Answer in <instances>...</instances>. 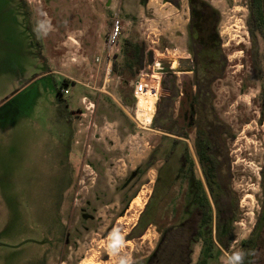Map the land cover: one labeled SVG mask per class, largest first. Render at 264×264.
<instances>
[{"label":"rangeland","instance_id":"rangeland-1","mask_svg":"<svg viewBox=\"0 0 264 264\" xmlns=\"http://www.w3.org/2000/svg\"><path fill=\"white\" fill-rule=\"evenodd\" d=\"M206 1L220 13L228 62L211 90L228 133L222 150L239 211L228 249L214 246L201 264H239L249 241L252 264H264V31L248 25L247 0ZM115 18L123 30L112 65L124 64L125 40L142 43L147 53L131 78L112 69L105 76ZM187 22L186 0L179 9L162 0H0V264L147 263L160 232L183 212L186 184L178 180L170 188L155 223L138 236L162 160L149 170L144 163L161 134L135 125L130 91L139 73L146 85L159 83L157 95L137 100L148 124L161 71L171 70L180 87L190 82L191 73L181 68L191 59ZM63 80L69 95L59 102ZM185 143L201 180L193 131ZM187 216L186 231L195 211ZM201 248L200 241L192 246L190 264L199 261Z\"/></svg>","mask_w":264,"mask_h":264},{"label":"trees","instance_id":"trees-1","mask_svg":"<svg viewBox=\"0 0 264 264\" xmlns=\"http://www.w3.org/2000/svg\"><path fill=\"white\" fill-rule=\"evenodd\" d=\"M162 2L175 9L180 8V0ZM247 2L248 25L264 31V0ZM144 4L145 0H141V5ZM186 4L187 52L192 61V69L189 70L192 78L180 87L171 70L161 71V93L152 119V128L161 134V140L145 161L144 170L152 168L158 160H162V166L157 170L152 193L135 227L138 236L155 223L154 211L178 180H184L186 184L183 212L175 223L160 232L159 243L146 264H190L192 246L199 241L202 248L196 264H201V256L210 253L214 246L227 250L239 211L229 184L227 154L222 150L224 136L228 133L215 112L211 90L213 83L223 77L228 63L218 31L220 13L206 0H186ZM250 34L254 39V33L251 31ZM252 48H256L255 40H252ZM122 54L124 64L114 63L112 72L121 75L127 71L131 78L142 70L147 54L145 47L142 43L125 40ZM148 57L151 62L152 55ZM132 70L134 72H130ZM66 83L63 80L61 87H66ZM61 87L56 90L59 102L62 101ZM191 131L194 132V151L201 180L195 178L194 164L185 143ZM261 174L264 192V167ZM188 211H195L196 219L193 228L186 231ZM249 243L246 244L248 254L239 264L246 261L252 264L255 247L249 248Z\"/></svg>","mask_w":264,"mask_h":264},{"label":"built area","instance_id":"built-area-1","mask_svg":"<svg viewBox=\"0 0 264 264\" xmlns=\"http://www.w3.org/2000/svg\"><path fill=\"white\" fill-rule=\"evenodd\" d=\"M122 30H123V28H122L120 21L115 18L112 21L110 31L107 35V52H106L105 56L103 57V66H104L106 78L109 77V75L111 73L112 58L114 57L113 48L116 47V45L120 39ZM96 61H98V59H96ZM140 74L141 73H139V77L134 82L132 92H131V98L135 101V106L131 110V118L133 119V121L135 122V125L138 128L145 129V128H149L152 125V119H153V116L155 113L154 107H155L156 102L154 103L153 109H152L151 113L149 114L150 115V122L148 124H146L141 120V117L143 115V111L138 110L137 100L143 94L149 93V94H156L157 95V88H158L159 83L156 81V83L151 84L150 86L146 85V83H144L142 81ZM60 94L62 97H66L69 95V89L67 88V86L60 88ZM81 102L84 104L85 98H82ZM91 108H92V104L90 103L86 109L89 110Z\"/></svg>","mask_w":264,"mask_h":264},{"label":"water","instance_id":"water-1","mask_svg":"<svg viewBox=\"0 0 264 264\" xmlns=\"http://www.w3.org/2000/svg\"><path fill=\"white\" fill-rule=\"evenodd\" d=\"M168 65H166L167 67ZM181 68L185 71H189L192 69V61L190 59V61L187 64H181Z\"/></svg>","mask_w":264,"mask_h":264},{"label":"clouds","instance_id":"clouds-1","mask_svg":"<svg viewBox=\"0 0 264 264\" xmlns=\"http://www.w3.org/2000/svg\"><path fill=\"white\" fill-rule=\"evenodd\" d=\"M241 258H242V254L241 253L235 254V257H234L235 260L239 261V260H241Z\"/></svg>","mask_w":264,"mask_h":264},{"label":"flooded vegetation","instance_id":"flooded-vegetation-1","mask_svg":"<svg viewBox=\"0 0 264 264\" xmlns=\"http://www.w3.org/2000/svg\"><path fill=\"white\" fill-rule=\"evenodd\" d=\"M264 210V205L262 206V211ZM255 229V228H254Z\"/></svg>","mask_w":264,"mask_h":264}]
</instances>
